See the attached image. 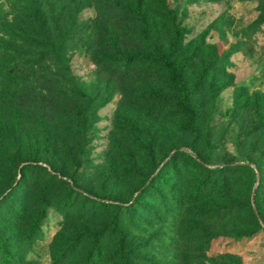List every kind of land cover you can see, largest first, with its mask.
<instances>
[{"label": "rangeland", "instance_id": "rangeland-1", "mask_svg": "<svg viewBox=\"0 0 264 264\" xmlns=\"http://www.w3.org/2000/svg\"><path fill=\"white\" fill-rule=\"evenodd\" d=\"M76 19L42 68L65 98L17 106L0 80V264H264V0H92Z\"/></svg>", "mask_w": 264, "mask_h": 264}, {"label": "trees", "instance_id": "trees-1", "mask_svg": "<svg viewBox=\"0 0 264 264\" xmlns=\"http://www.w3.org/2000/svg\"><path fill=\"white\" fill-rule=\"evenodd\" d=\"M91 2L0 0V80L8 84L3 89L7 102L15 97L17 106L31 101L34 108L40 110L44 109L48 96L57 101L66 97L69 91L56 79L58 73H48L42 68L48 65L55 68L65 63L66 50L79 34L76 14ZM185 33L183 26L173 27L168 55L163 57L170 86L175 90H181V68L188 55H183L180 60L172 55L181 48ZM43 144L47 149V136L43 138Z\"/></svg>", "mask_w": 264, "mask_h": 264}]
</instances>
